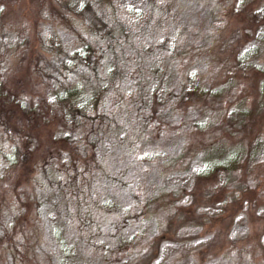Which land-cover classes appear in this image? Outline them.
I'll return each instance as SVG.
<instances>
[{
	"label": "trees",
	"instance_id": "trees-1",
	"mask_svg": "<svg viewBox=\"0 0 264 264\" xmlns=\"http://www.w3.org/2000/svg\"><path fill=\"white\" fill-rule=\"evenodd\" d=\"M183 1L177 0L179 3ZM192 2L195 16L189 15L186 23L195 22L198 27L194 30H198L196 37L202 36L197 41L196 37L191 39L186 51L179 49L172 55L167 52L151 53L162 47V41L167 37L170 42H175L184 25L174 23L179 16L172 1L167 2L169 7L172 6L170 14L165 11L153 18L154 25L161 27V34L165 35L160 41L150 38V42L145 43L136 38L134 42L130 31L121 24V28L114 30L110 36L109 46L114 43V48H105V51H111L110 55L93 50L89 42L79 48L73 47L71 53L75 56L83 52L89 55L92 52L93 55L87 65L89 76L84 88L76 82L61 83L58 79L50 83L42 67L49 53L46 30H53L58 36L62 35L63 26H68V30H77L82 19L81 10H68L66 0H0V32H18L21 36L18 52L24 53V57H19L17 66H11L6 74L9 92L2 95V106L8 116L4 120L0 117V127L8 134L5 141L12 142L13 138L15 147L6 152L4 164L2 161L8 183L6 193L1 194L3 200H0V206L4 199L7 205L6 213L4 216L1 214L3 219L0 215V264L5 260H8L7 264H53L55 259L60 263L66 261L70 258L68 256L73 255L71 243L62 239L65 220L66 223L78 221L80 224L83 220L79 229L81 243L87 240L92 244L98 242L106 234L101 235L98 231L97 220H106L105 216L110 217L113 213L119 219L116 211L111 212L115 206L105 198H95L86 205L79 202H83L84 194L95 180L104 177L111 188H116L124 181V174L121 170L112 173L115 165L109 170L104 159L96 157L90 138L97 143L98 139L104 140V143L111 139L117 144L126 140L133 142L143 134L153 117L156 123L165 121L171 124V120L175 122L177 117L196 107L198 111L223 113L209 128L205 125L188 128L192 137L189 148L192 153L195 151L201 170L191 176L186 187L175 191V194L167 191L161 196L164 200L157 203L158 210L163 213L161 219L149 218L153 229L159 232L145 239L144 251L125 253L128 250L124 249L131 244L132 238L140 234V230L135 229L132 234L129 230L127 238L120 231L121 236L113 238L116 239L118 253L109 246L102 248L95 245L99 253L94 256V262L100 264L104 252L109 250L111 259L125 253L128 257L132 256L130 264H152L161 243L173 240L184 226L202 227L205 218L200 211L212 207L219 208L220 212L212 218L208 217V227L214 229L211 238L209 236L206 244L190 253L197 264L215 256L225 258V264H264V234L261 235L260 220L253 212L254 208L264 204V159L255 161L258 151L264 146V0ZM207 9L211 11L210 17L203 14ZM138 10L125 11L134 16L132 23L138 25L142 37L149 34L143 35L142 31H147L140 25L142 19L148 20V17ZM172 21V25L168 26ZM232 23L240 27L237 28L240 32L238 37H229L232 28L236 27ZM168 29L172 30L171 34H167ZM221 47L223 49L219 52ZM168 48L172 50L173 46L168 45ZM132 53L137 64L129 66L125 60ZM250 53L258 55L252 67L246 70L242 60ZM172 63L174 70L171 69ZM199 65L205 69L200 77L203 79L198 78L200 72L196 68ZM212 66H217L218 71L214 74L218 75H212L211 81L208 69ZM188 70L192 71L185 75ZM184 77L187 81L183 80ZM219 77L221 85H216L214 81ZM151 80L156 81L158 87H152ZM173 81L179 86L177 101L173 100L168 90L175 88ZM229 81H233L235 87L227 86ZM50 97L66 108L60 112L62 107L59 106L61 110L57 111L63 121L56 115L51 114L50 117V111L45 113L46 117L36 114ZM151 98L155 101L154 108L148 105ZM91 99L94 109L100 108L93 113L88 109V100ZM160 100L165 106L157 110ZM25 101L30 103L27 111L21 105ZM68 104L71 106L68 107ZM106 106H112L114 111L111 110V115L115 113L116 118H124V122L99 115L98 110L107 114ZM67 125L75 138L57 135ZM185 146L188 148V143ZM39 173L44 174L52 188L55 187L52 196H47L48 200L55 202L54 220L49 211H41L42 206L48 204L45 197L43 202L37 203L28 195L29 185L38 181L35 177ZM244 205L253 233L247 231L244 237L234 242L227 237L228 228L237 213L244 210ZM93 211L99 212V218L94 219L91 215ZM128 216L124 221H128ZM38 225L41 229L37 228ZM41 231L45 233V239L39 243L36 236ZM82 232H86L85 239ZM46 235H53L57 245L51 246ZM106 236L112 237L111 234ZM119 244H123L124 249ZM40 247L46 249L41 254L38 253ZM36 253L39 256H35ZM74 259L80 261L83 257L76 255Z\"/></svg>",
	"mask_w": 264,
	"mask_h": 264
},
{
	"label": "rangeland",
	"instance_id": "rangeland-1",
	"mask_svg": "<svg viewBox=\"0 0 264 264\" xmlns=\"http://www.w3.org/2000/svg\"><path fill=\"white\" fill-rule=\"evenodd\" d=\"M168 1L174 2L177 15L179 16V19H177V21L174 23L184 25L181 26V30L179 31L175 42H170V38L167 37L162 41L164 45L162 44V47L152 50L151 53L165 54V52H167L168 54L171 53L172 55L173 53L176 54L179 49L186 51L187 45L189 42H191V39L197 36L198 30L194 31L196 28H198L197 24L195 22L192 24L186 23L189 15L195 16V8L192 2L193 0H185L180 3L177 2V0H66V3L68 4V10H81L80 13L82 19L79 23L77 22L79 25L77 30H68V26L61 27L63 31L61 33L62 35L59 36L55 34L53 30L51 32H49L48 29L46 30L48 33L46 37L47 50L50 54L47 53L48 56H45V60L42 62V67L50 83L51 81L54 82L56 79H58L61 83L76 82L78 85H84L83 87L85 88L88 83L87 77L89 76L87 73V65L89 64L91 58H93V55L92 52H89L90 55L83 52L80 56H75L71 53L72 48H79L81 45H85L87 42H89L91 43V48L93 50L99 51L104 55H110L111 51L108 49L105 51V48H114V43H112V47L109 46L111 45L110 36L114 30L121 28L119 27L121 24L126 26V28L130 31L131 38L134 42H136V38H138V40L141 42L143 40L145 43L150 42V38L160 41L165 35L161 34V27L159 28L154 25L153 18L156 19V15H163L165 11H167L169 14L171 13L172 6L169 7L167 5ZM126 9H139L138 11L140 13H142V10L145 15H147L148 20L142 19L140 25L143 30L147 31H142V34L144 35L149 33L148 35L141 37V30L137 28L138 25H134L132 23L134 16L125 11ZM210 12L211 11L207 9L203 14L209 16ZM262 12H264V9ZM172 23L173 21L169 22L168 26L172 25ZM142 24L144 25L142 26ZM68 25H71V23ZM74 25H76V23H74ZM232 26H236L235 23H232ZM237 28L240 27L236 26L232 28L229 33V37H238L240 32ZM5 32L6 31L0 32V108L2 109L0 117H2L3 120L8 116L7 112L2 106V99L4 98L2 95L6 93V91L9 92L6 74L9 72L11 66H17L19 57H24L23 52H18L20 49L19 40H21L20 34L18 32H12V34H7ZM166 32L167 34H171L172 30L168 29ZM136 34L138 36H136ZM201 36L202 35L200 34L195 38V40H199ZM256 41V45H258L259 39ZM168 45L173 46V49H169ZM222 49L223 47L219 49V52ZM245 51L246 48L244 49V53ZM128 53L129 52H127V54ZM257 55L258 53H250L246 55L244 60H242L243 66L247 68L246 70L252 67V65L255 63L254 58H256ZM125 63L129 66L133 63L137 64L133 53L128 55ZM170 65L171 69L174 70L175 65L173 63ZM196 69H198L200 72L199 73L196 71V73H199L198 78H200L202 74L205 73V69L201 65H199ZM191 71L192 70H188L186 72L187 74L185 73V75H188ZM216 71H218L217 66H212L208 69V74L210 75L211 81L212 75H218V73L217 75L214 74ZM171 73L174 72L171 71ZM169 78H171V76H169ZM183 80L187 81L185 77ZM93 81L94 80L91 78L90 82L93 83ZM173 82L174 83L172 84H175V88H168V90H170L172 93L173 100L177 101L179 100L177 95L179 86L176 81ZM214 83H216V85H221V78L219 80H215ZM151 84L152 87H158L157 82L154 80H151ZM17 85H20V83H17ZM227 86L235 87L233 85V81H229ZM199 99L200 102H202L201 98ZM160 101L161 103H158L156 106L157 110H159V108L163 109L165 106L162 104L163 100ZM28 104L30 103L27 101H25V103L21 102L24 111L28 110ZM169 104H171V102ZM148 105L154 108L155 101L151 98L148 102ZM59 106L62 107V111L60 112H64V110H66V108L60 105V101L57 102L55 98L50 97L45 102V104L41 106V109L38 110V112L36 111V114H42L43 117H46L45 113L50 111V117L51 114L59 117L57 114V111L61 110V107ZM70 106L71 105L68 104V107ZM110 107L112 106L105 107V109L108 110L107 114L109 116H107L105 113H101V111L98 110L99 115L102 114L106 117H112L113 119L117 120V122H124V118L117 119L115 113L111 115V110L114 111V108ZM196 108H191L188 113L177 117L173 123L171 120V124L166 123L165 121L156 123L155 117H153L151 121H149V124L145 127L143 134H141L139 137L137 136L135 140H132L133 142L126 140L121 142L124 144H117L115 143L116 141L111 139L110 141L108 140V143H104V140L98 139L97 143V140L92 141L90 138V141L93 144L92 148L94 146L95 149L94 151L96 153V157L98 159H104V162H106L105 166L109 170L112 165H115L116 169H113L114 172H108L117 173L121 170L124 174V181L120 183L118 187L111 188L110 182L104 180V177L100 178L99 180H95L94 183H91L84 194L83 202L79 203H81V205H86L91 204L95 198L98 200L105 198L108 200V202H110L111 205L115 206V209L111 212L113 213L116 211L120 218L117 219L113 213L110 217L105 216L106 220H97V224L99 223L98 231L100 234H108L109 236L111 234L112 237H107L106 235L101 236L99 238L100 240L94 244H92L89 240H87L88 243H81L79 241V236H81L79 229L81 228L83 220L81 221V224L78 221L66 223L65 220L62 229L64 235L62 236V239L66 243H71L72 248L70 250L72 251L73 256H68L70 258H67L66 261L61 263L55 259L53 260L54 262L52 261L53 264H96V262H94V256L99 252H96L98 249L94 248L95 245H101L102 248H107V246H109L108 248L115 250L118 253V247L115 245L116 239L113 240V238L116 235L121 236V233H119L120 231H123L124 237L127 238V233L129 230H131V234L135 231V229L140 230V234L132 238V241H130L131 244H129L128 248L126 247L124 249V245L119 244L122 249L128 250L125 253L136 252L135 254H138V252L145 250V239L147 240L152 235L159 232V230L156 232V230L153 229L154 227L151 224L149 218H152V220L156 218H159L158 220L161 219L160 217L163 215V213L162 210H158L157 207L159 200H164L161 198V196L165 195L167 191L175 194V191H179L180 188H183L184 186L186 187L191 176L199 173L202 168L197 164L199 162L197 161L195 151L192 153L191 149L189 148L192 142V137H190L188 134L191 131H188V128L196 125H205V128H209L210 126H213V124H216L220 119V116L223 115V113H221L222 111L220 113L218 111L214 112L213 110H211V112H205L198 111ZM88 109L91 113H93L95 110L100 108L98 106V108L96 107L94 109L93 99H91V101L88 100ZM61 116H63V113ZM2 119L0 118V123L2 122ZM61 120L63 121V119ZM142 123L140 124L141 127ZM122 125L124 127L126 126L123 123ZM127 126L133 130V127L130 124H127ZM157 127H159V129ZM3 129L0 127V200H3V198H1V194H3V192L6 193L7 188L5 186L6 183H8L7 177L4 176V167L2 166L5 162V154L9 149L15 147V145L12 143L14 142L13 138L12 142L10 141L8 143V141H5L8 137V134L3 131ZM71 132L73 131H69V126L67 125V128L59 130L57 135H62L67 139H73L71 137L75 138V136ZM187 143L188 148L185 146ZM260 150L257 153L255 161L264 159V146L261 147ZM88 158L89 157H87L86 160ZM94 159L97 161L96 158ZM62 169L66 170L63 167ZM35 179H38V181H34L29 185L30 187L28 188V195L31 199L35 198L37 203L43 202L42 199L45 197L48 204H44L41 211H49L50 217L54 220L56 217L54 209L55 202H53V200H48L47 196H52L55 187H53L54 189L51 187L48 179L43 173L37 174ZM148 201H150L151 204ZM6 208L7 205L4 199L2 206H0V215L6 213ZM77 209L74 208L76 212ZM101 211L103 210L101 209ZM245 211L246 207L244 205V210H241L239 213H237L232 224L228 228L227 237L234 242H238L242 237H244L247 231L249 232L251 230V233H253V230L250 228L249 224V216ZM219 212V208L211 207L202 209L200 213L204 215L205 218L201 224L202 227L196 229V227L189 225L180 228L175 234V238H173V240L161 243L158 256L152 264H197L193 254L190 253L191 251L202 247L207 243V241H209L214 229H211L213 227H208V217L211 216L212 218L213 216L219 214ZM253 212L254 215L260 220V228L262 229L261 235H263L264 204L254 208ZM98 213L99 212L96 213L93 211L91 215L94 217V219H97L99 218ZM2 215L1 218L3 219L4 215ZM57 216H59L58 211ZM127 216L128 221H124L126 220ZM44 226H42V228H44ZM37 228L41 229L39 225ZM84 234L85 236L83 239L86 238V232ZM44 235L45 233L43 231H41L40 234L37 233V236L35 235L38 237L39 243L42 242V239H45ZM46 236V240L51 246L57 245V239H54L53 235ZM136 237L141 238V240H137ZM138 244H140L139 247ZM45 250L46 249L44 247H40L38 253L41 254ZM125 253L118 258L113 256V259H111L110 252L107 250L104 252L103 257H101L102 261L100 264H130V259L132 256L128 257ZM47 254L48 256L50 255L49 252H47ZM76 255L83 257V260L78 261L77 259H74ZM5 256L8 259L6 254ZM35 256L39 255L36 253ZM225 261V258L215 256L209 260L207 259L201 264H225ZM2 263L7 264L8 260H5V263Z\"/></svg>",
	"mask_w": 264,
	"mask_h": 264
}]
</instances>
